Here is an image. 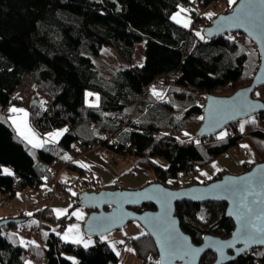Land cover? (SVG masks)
<instances>
[{"label":"trees","instance_id":"trees-1","mask_svg":"<svg viewBox=\"0 0 264 264\" xmlns=\"http://www.w3.org/2000/svg\"><path fill=\"white\" fill-rule=\"evenodd\" d=\"M186 1L0 0V166L14 173L4 174L0 168V198L10 199L19 190L42 185L56 160L66 166L75 164L85 181H96L90 170L63 158L89 152L93 142L127 154L137 165L151 170L154 180L170 187L178 186V175L196 173L242 142L258 154L248 162L250 166L264 160V112L255 124L247 123L243 132L239 120L227 125L223 129L228 136L223 140L216 134L198 138L196 133L180 140L175 134L184 129L196 132L205 95H228L250 83L259 63L253 40L241 32L208 38L203 28L209 19L197 26L201 39L195 30L173 20L178 5ZM196 1L209 6L215 0ZM141 40H145V59L139 65L133 60ZM103 45L115 47L128 65L101 80L96 59ZM153 86L164 99L152 94ZM88 89L98 93V106L86 103ZM16 104L28 107L30 123L38 133L61 126L67 131L58 142L34 147L8 120V109ZM129 117L132 124H123L121 119ZM156 157L165 164L155 161ZM187 181L201 183L196 178ZM144 207L154 205L135 208ZM176 214L195 243L205 234L228 237L234 229L225 202L179 201ZM37 215L22 212L16 216L23 221L0 225V264H27L29 258L46 264H120L102 236L85 248L49 231L50 223L62 221L68 214H42V245L23 239L25 246L15 228L22 224L37 227ZM137 237L133 244L144 258L141 264H157L155 239L148 233ZM215 259L216 254L209 250L200 262L212 264ZM226 264H264V247L244 251Z\"/></svg>","mask_w":264,"mask_h":264},{"label":"water","instance_id":"water-1","mask_svg":"<svg viewBox=\"0 0 264 264\" xmlns=\"http://www.w3.org/2000/svg\"><path fill=\"white\" fill-rule=\"evenodd\" d=\"M244 2L245 0H236L228 11L218 13L204 26L203 32L208 38L230 32H241L253 40L259 51V63L250 83L228 95L212 93L205 95L202 109L204 119L196 130L198 138L211 136L234 121L251 114L264 112V107H252V105H264V100L254 95L256 88L264 85V5H261L259 0H253L251 7L256 13V19L252 24L245 23V27H228L227 25L232 21L222 19L240 15ZM213 185L233 188L235 192H225L213 188ZM245 188H251L258 194L256 197L250 196L249 201L253 199L264 201V160L254 163L249 169L240 173L225 172L208 182L192 183L181 187H170L161 181H154L139 188L102 187L97 190H83L78 194V205L88 210L83 229L89 236L105 235L125 227L129 222L137 221L145 232L155 239L159 262L163 260L160 240L163 239L166 229H170L175 235L186 240L192 248L201 250L195 260H190L188 257L184 260L168 259L163 260V264H201L202 255L209 250L216 254V259L212 264H226L242 253H237L236 249L244 247L243 242L236 235L240 224L236 216L229 213L235 211L239 194H242ZM166 193L175 194L168 199L167 203L163 198ZM184 200L225 202L226 214L234 221V229L230 236L223 238L205 234L200 243H195L190 234L182 229L176 214L177 202ZM148 203L153 204L154 208L144 207L141 210L135 208ZM253 207L255 208L254 215L258 214L261 209H264V203H258ZM23 220V217L3 218L0 220V225L19 223ZM227 241L233 242L234 247H225V258L221 260L216 250V242ZM261 246L264 244H252L247 250Z\"/></svg>","mask_w":264,"mask_h":264},{"label":"rangeland","instance_id":"rangeland-1","mask_svg":"<svg viewBox=\"0 0 264 264\" xmlns=\"http://www.w3.org/2000/svg\"><path fill=\"white\" fill-rule=\"evenodd\" d=\"M190 1H191L192 7H187L185 5H183V7L190 10L188 12L189 13L188 15H190L189 18L191 20V24H193V20L194 21L199 20L200 26H202V24H205L209 21V18L206 15V13H215L217 11H221L222 9L226 8V6L228 5V2L226 0H215L209 6H202V5L198 4L197 1H195V2L193 0H190ZM204 15H205V17H204V23H203L202 18ZM214 16H212V18ZM195 32H198V30H195ZM144 47H145V40L139 41L137 44L135 57H134L136 63L140 62L141 59H143L145 57ZM127 65H128V63L125 62L120 57L116 48L113 46H109V45H103L102 46L99 57L96 59V67L99 70V73H100L99 78L101 80L107 79L110 75H112L114 73V71L116 69L121 68V67H125ZM87 93H93L95 95L88 96ZM257 93H259V95H257ZM96 95H98V93L96 91L89 90V89L86 90V103L91 105L93 102H95ZM254 95L257 97H260V98L261 97L264 98V85L258 86L254 92ZM98 104H99V102H98ZM203 104H204V102H203ZM16 105H18V104H16ZM13 106H15V105H13ZM13 106H11V107H13ZM22 106H25V105H22ZM11 107H9V109ZM25 107L27 108L28 115H29V109L27 106H25ZM9 109H8V111H9ZM253 118H255L257 121L259 118V115L256 114L255 117L249 116V117L241 118L239 120V124L243 121L251 120ZM245 126H246V124H245ZM63 129H66V127L61 126V127L55 128L53 130H63ZM222 131L227 132L226 129H223V130L219 131L218 133H216V135L219 137V135ZM53 132H56V131H53ZM186 133H187V135H186ZM175 134L180 140H182L184 138L194 137L195 131H192L189 129H184L182 131L175 132ZM46 137L48 139L49 135H47ZM242 145H247L248 147H242ZM92 150H94V151L99 150V147L93 148ZM92 150H90V151H92ZM109 155L110 156L102 157V160L104 161V163H101L100 161H96L97 163H94L88 156H84V154L73 156V159H76L79 156H83L82 158H85L86 162H81V163L83 165L89 166V167H85V168L91 169V167H93V168H96L97 171L98 170L101 171L102 179L99 177V175L96 172V177H99V180H100V183H98L100 186H104L106 183H109L110 186H108V187H116L117 185H119V186H122L125 188H139V187H142V186H144L150 182H154V178H155L154 173L142 165H135L136 163L134 161H131L133 159L130 158V156H128L127 154H122L123 157L121 159H117V160H115L113 158L112 153H110ZM257 157H258V154L253 149V147H251L250 144H248V143L242 142V143H240L239 146L230 147L225 152H223L219 156L215 157L214 159H212L207 164L199 167L198 170L196 171V173H194V171H193V172L187 173L186 175H183V174L180 175V177L178 179V182H179L178 186H175V187L190 185V184H187V182H188L187 180H190V179L195 180V178H196L198 181L203 183V182L210 181V179H208V176H211V178H213L219 173H221V174L224 172H229V173H234V174L240 173V171L242 172V169H244V167H245V162L253 161ZM73 159H69L68 163L73 161ZM155 161H157L161 164H165V162H166L159 157H156ZM242 161H243V163H241ZM55 163H57V164L53 165L51 175L49 176V185L47 182H44L42 184V188L40 190L41 192H44L45 189H47V187H48L47 192H46L48 202L45 204V207H43L37 211L38 215L42 219H43L42 214H44V213L46 215L51 214V212H50L51 205H53V203L55 201H56V203H55L54 207H56L58 204H61L62 207L64 206L66 208L64 202L70 201V204L72 203L73 196H71V194L74 191H78L80 188H82L84 186H86L87 188L99 189V185L96 183V181H92V182L85 181L84 175H83V178H81L79 176L71 177V178L63 176L62 171H63V169H65L66 165H64L62 163H58L57 160L55 161ZM214 164L216 167H213ZM217 169H220V170L217 171ZM71 170H75V169H71ZM77 172H79V171H77ZM203 173H207L208 176L203 175ZM78 174H80V172ZM83 182H84V186L82 185L80 187H77L78 184H80V183L83 184ZM195 183H198V182H195ZM72 186H74L73 187L74 189H72L73 191L70 192L69 189ZM24 193H26V191H23V190L19 191L20 198L23 200V198H25L24 197V195H25L26 198L29 199L27 194H24ZM65 196H66V200L63 201V198H65ZM1 198H4V196ZM9 200L10 199L7 198V202L5 203V205H0V212H2V215H3V212H5L7 214H11V206H10ZM77 200H78V197L75 198L76 202H77ZM16 209L18 210L17 214H19L20 208H16ZM67 209L68 208H66V210ZM8 212H10V213H8ZM14 217H18V216H14ZM65 219H66V221L67 220H69L70 222L73 221L70 218H65ZM51 224H52L53 231L55 233H62L63 234L67 230L66 229L67 227L62 228L60 226V220L53 221ZM68 227H69V225H68ZM49 231H52V230H49ZM37 234H39V233H37ZM24 240L28 241L26 239H24ZM84 240L85 241H93V236L87 235V238H85ZM28 242H31V241H28ZM125 242H129V241L125 240ZM115 247H116L117 251L119 252V254H121L120 258H121L122 264H141L139 260L138 261L136 260V250L132 244L127 243V245H125L123 250L119 249L118 243H115ZM127 249H133L134 251H128ZM29 261L31 262V264H42L41 261L33 260L30 258L27 260V262H29Z\"/></svg>","mask_w":264,"mask_h":264},{"label":"snow or ice","instance_id":"snow-or-ice-1","mask_svg":"<svg viewBox=\"0 0 264 264\" xmlns=\"http://www.w3.org/2000/svg\"><path fill=\"white\" fill-rule=\"evenodd\" d=\"M230 5L235 4L236 0H229ZM253 3V0H245L244 4L242 5L240 9V15H234L233 17H223L222 19L225 21H232L231 24L227 25L228 27H236V28H242L245 27V23L252 24L254 20L256 19V13L254 9L251 7ZM259 3L261 5H264V0H259ZM179 11L172 16V19L175 20L177 23H181L184 27H189L191 24V20L187 16H182L181 13H188L190 10L187 8H184L183 6H179ZM209 19L212 18V16L216 15L215 13H206ZM247 30V29H246ZM210 34V30H209ZM197 36H200L201 39L204 37L201 35L200 32L196 33ZM230 40L233 39V37H228ZM152 94L156 96L158 99H164V96L161 92L157 91L156 86L152 87ZM88 96H93L95 94L93 93H87ZM259 95V93H257ZM99 102V96L96 95V100L93 102L90 106H98ZM253 108L255 107H264V105H252ZM9 112L11 113H23V116L13 115L10 116L9 119L12 121L14 125L17 126L18 129H26L27 133L23 130L20 131V135L23 136L25 139L28 140L30 144H33L34 147H42L45 143L44 141H39L38 137L35 136V133L32 132L30 127L27 125V116L28 113L24 109L11 107L9 109ZM199 119H204V117H200ZM252 123L255 124V118L251 120L243 121L239 124V130L243 132L245 130V124ZM67 131V129L59 130L53 133H49V137L52 141H55L59 136L63 134V132ZM187 135V133H186ZM228 136V133L226 131H222L218 137V139L223 140L225 137ZM197 143H199L197 141ZM242 147H248L247 145H242ZM70 159V157H66ZM243 163V161L241 162ZM84 167H89L88 165H82ZM213 167H216L215 164ZM2 168V166H0ZM220 169H217L219 171ZM2 172L4 174L8 175H14V173L11 171V169L8 168H2ZM203 175L208 176L207 173H203ZM208 179H211V176H208ZM171 183V181H169ZM213 188L221 189L225 192H235V189L225 187L222 185H213ZM69 191H71L69 189ZM73 195H76V193H72ZM175 194L166 193L164 194V200L165 203L168 202V199ZM258 194L251 190V188H245L243 190L242 194H239V199L236 201V208L234 212H230V215H235L237 221L240 224V227L237 232V237L243 242L244 247L240 249H236L237 253L243 252L247 250V248L252 244H264V209H261V211L258 214H255V208L254 205L258 203H264V201H258L257 199H253L249 201V197H256ZM219 198V197H217ZM57 215H63L66 214V209H56L55 210ZM27 215H32V213H27ZM73 215H76L78 218H83L82 213H73ZM201 220L204 219L203 216L199 217ZM34 223H38L35 222ZM91 230V225L89 226ZM144 232H141L140 235H144ZM14 235V234H13ZM47 235V233H45ZM59 235V233H58ZM102 239H105L106 237H101ZM139 237H134V239H138ZM63 239L70 241L71 243L75 244H83L85 248L88 247L89 243L91 241H85L82 237V235L79 232V225H70L68 227V230L64 233ZM20 241L22 244L27 246V243L23 240V238H20ZM32 244H35V241L31 242ZM119 243H123V241H120ZM113 248H115V245H112ZM160 247L163 254V260L168 259H180L184 260L185 257H188L190 260H195L197 254L200 249H194L189 244H187L186 240L183 238L178 237L171 231L170 229L165 230V235L163 236V239L160 240ZM225 247H234V243L231 241L227 242H216V250L219 253L220 259H224V248ZM128 251H134L133 249H127ZM117 255L119 253L117 252ZM69 259H73L69 257ZM163 260L160 262H157V264H163ZM27 264H31V262H27Z\"/></svg>","mask_w":264,"mask_h":264},{"label":"crops","instance_id":"crops-1","mask_svg":"<svg viewBox=\"0 0 264 264\" xmlns=\"http://www.w3.org/2000/svg\"><path fill=\"white\" fill-rule=\"evenodd\" d=\"M227 2H228V5L227 6H229L230 5V3H229V0H226ZM221 2V1H220ZM218 4V3H217ZM233 5V4H232ZM179 6H183L182 4L181 5H179ZM226 6V7H227ZM231 8V7H230ZM179 11V8L173 13V15H175L177 12ZM221 12H226L225 11V8L224 9H222L221 11H217V12H215V14L217 15L218 13H221ZM189 13H181V15H183V16H187V17H190V15H188ZM172 15V16H173ZM215 15V16H216ZM214 16V17H215ZM190 29H192V30H198L197 29V26H193L192 24H190ZM138 44V43H137ZM137 44H136V48H137ZM256 47V46H255ZM136 48H135V52H136ZM144 51H145V47H144ZM142 52V51H141ZM259 52V51H258ZM134 57H135V53H134ZM144 59H145V57L143 58V59H141V63L140 62H138V63H136V61H135V59L133 60V63L134 64H139V65H141L143 62H144ZM257 97V96H256ZM260 98V97H259ZM262 98V97H261ZM263 100H264V98H262ZM85 101H86V92H85ZM203 106H204V104H203ZM13 107H16V108H20V109H24V110H26V112L28 113V110H27V108L25 107V106H22V105H15V106H13ZM133 113H135V109L133 110ZM133 113H132V115H133ZM256 114H258L259 115V113H255V114H251V115H249V116H252V115H256ZM13 115H18V116H23V113H16V114H14V113H10L9 115H8V120L11 122V124L13 125V127L15 128V130L17 131V133L20 135V131L21 130H23V131H25L26 133H27V130L26 129H18L17 128V126L16 125H14L13 123H12V121L9 119V117L10 116H13ZM248 116V117H249ZM201 117H203V112H202V114H201ZM240 120V119H239ZM255 121H256V119H255ZM201 122H202V120H201ZM201 124V123H200ZM27 125L30 127V129L32 130V132L33 133H35V136L36 137H38V139H39V141H44L45 143L43 144V146H46L47 144H50V143H55V142H58L59 141V139H60V137L62 136H59L55 141H52L51 139H50V137L47 139V135L49 134V133H53V131H59V130H51V131H48V132H46V133H43V134H41V133H38L35 129H34V127L32 126V124L30 123V121H29V115L27 116ZM200 126V125H199ZM198 126V127H199ZM66 127V126H65ZM198 129V128H197ZM196 129V130H197ZM64 133V132H63ZM196 133V132H195ZM218 133V132H217ZM23 137V136H22ZM23 139L24 140H26L27 142H28V140L27 139H25L24 137H23ZM29 143V142H28ZM31 145H33V144H31ZM42 146V147H43ZM101 151H98V150H96V151H94V150H92V151H89V152H87V153H85L84 154V156H88L94 163H97L96 161H100L101 163H104V161L102 160V157H106V156H110L109 155V153L107 152V151H105L104 149H102V148H99ZM248 153V152H247ZM66 157H70V159H73V157L72 156H68L67 154H65L64 155V157L63 158H66ZM83 156H79L78 158H76V159H73V163H75V162H77L78 164H77V166H80V167H83L84 169H87V168H85L84 166H82L83 164L81 163V162H86V159L85 158H82ZM131 161H134L135 163H136V161L133 159V160H131ZM258 162V161H257ZM256 163V162H255ZM135 165H137V164H135ZM249 166V167H248ZM251 166H250V163H248V161H247V163H245V167H244V169H242V172L243 171H245V170H247V169H249ZM71 169H75V170H71ZM88 170H90L93 174H94V177L96 178V183L98 184V183H100V180H99V177L102 179V177H101V171H97L96 170V168H93V167H91V169H88ZM78 171V169H77V167H76V165L74 164V165H70V166H65V169H63V171H62V175L63 176H66V177H69V178H71V177H77V176H79V177H81V178H83V174L82 173H80V174H78L79 172H77ZM96 172H97V174L99 175V177H96ZM190 172H192V171H189L188 173H190ZM241 172V171H240ZM225 173V172H224ZM180 175H182V174H180ZM180 175H178V179H179V177H180ZM83 180V179H82ZM154 181H158V180H154ZM45 182H47L48 183V185H49V178L47 179V181H45ZM126 184V183H125ZM84 186V182H83V184L82 183H80V184H78V186L77 187H80V186ZM99 185V184H98ZM108 186H110L109 185V183H106L104 186H100L99 185V188H102V187H107V188H116V187H122V186H119V185H115L116 187H108ZM74 186H72L71 188H70V192H72L73 190L72 189H74L73 188ZM41 188H42V185H40L39 187H27V188H25V189H22L23 191H26V193H24V194H27V196L29 197V199H27L26 198V196L24 195V197L25 198H23V200L20 198V196H19V191H21V190H19V191H17V193L15 194V196L14 197H12V198H10V200H9V203H10V206H11V214H7V213H5V212H3V215H2V212H0V218H2V217H6V218H9V216H16L17 215V213H18V210L16 209V208H20V211H19V213H22V212H24V213H34V212H37L38 210H40L41 208H43V207H45V204L48 202V200H47V189H48V187H47V189H45V191L44 192H41L40 190H41ZM125 188V187H124ZM83 190H95L94 188H87L86 186H84V187H82V188H80L78 191H74V193H76V195H73V194H71V196H73V200H72V203L70 204V201H66V202H64L65 203V206H66V208H68L67 209V212H66V214H68L69 216H67L66 218H70V219H72L73 221H72V223L70 224V225H79V232H80V234L82 235V237H83V239H85V238H87V234L85 233V231H84V229H83V222H84V220H85V218H86V216H87V212H88V210L86 209V208H83V207H81V206H79L78 205V200H77V202L75 201V198L76 197H78V194H79V192H81V191H83ZM96 190H97V188H96ZM79 198V197H78ZM64 200H66V196H65V198H63V201ZM55 203H56V201L53 203V205H51V210H50V212L53 214V215H55V216H58L57 215V213H56V209H66L64 206L62 207L61 206V204H58L56 207H54L55 206ZM73 203H76V205L74 206V207H72L73 206ZM71 207V208H70ZM77 212H79V213H82L83 214V218H78L76 215H73V213H77ZM8 213H10V212H8ZM63 215H65V214H63ZM63 215H59L58 217H61V216H63ZM69 225V226H70ZM60 226L63 228V227H67L66 229L68 230V225L67 226H64V225H62V222L60 221ZM39 225L37 226V227H29L28 225H25V224H22V225H20L19 227H17V228H15V231L22 237V238H24V239H26V240H28V241H35V244H37V245H42V236H41V228H40V230H39ZM49 230H52L53 231V228H52V224L50 223V228H49ZM66 230V231H67ZM54 232V231H53ZM141 232H144V233H146L145 232V230H144V228L137 222V221H132V222H129L125 227H123V228H121V229H116V230H113V231H111V232H109V233H107V234H105V235H101V236H103V237H106L104 240H106L107 242H109L110 243V245L112 246L113 244L115 245V243H118V247H119V249H124V247H125V245H127V243H130V244H132L133 246H134V244H133V238L134 237H137V236H139L140 235V233ZM37 233H39V234H37ZM58 234V233H57ZM59 235L63 238V235H64V233L62 234V233H59ZM127 238H131V240H129V242H125V240H127ZM120 241H123V243H119ZM96 242V236H93V241H91V243L89 244V245H92V244H94ZM113 247V246H112ZM261 247H264V246H261ZM135 248V247H134ZM254 248H256V247H254ZM114 249V251L117 253L118 251H117V249H116V247L115 248H113ZM253 249V248H252ZM251 250V249H250ZM119 253V252H118ZM119 256V262H120V264H122V262H121V258H120V256H121V254H119L118 255ZM138 256H140L137 252H136V260L138 261ZM142 257V256H141ZM30 259H33V258H30ZM33 260H35V259H33ZM41 263L42 264H46L45 263V260H43V261H41ZM140 263H142V262H140Z\"/></svg>","mask_w":264,"mask_h":264},{"label":"built area","instance_id":"built-area-1","mask_svg":"<svg viewBox=\"0 0 264 264\" xmlns=\"http://www.w3.org/2000/svg\"><path fill=\"white\" fill-rule=\"evenodd\" d=\"M193 1L195 2L196 0H193ZM183 5H185L187 7H192L190 0L189 1H186ZM199 24H200L199 20L198 21H194L193 20V24H192L193 26H198ZM252 116L255 117V115H252ZM121 120L123 121V124H132V120H131L130 117L128 119H126V120H124V119H121ZM135 125H138V123H136ZM91 147H92V149L93 148H98V147L101 148L102 147V149H104L105 151H107L109 154L112 153L113 154V158L115 160L121 159L123 157L122 154H120L118 152H115V151H113V150H111V149H109L107 147H103L99 142H93V143H91ZM6 202H7V197L0 198V205H5ZM38 219L40 221L41 220V217L38 216ZM71 223L72 222H70L69 220H67V221L64 220V224L65 225H70ZM129 240H130V238H127V241H129ZM138 260L140 262H144V258L141 257V256H138Z\"/></svg>","mask_w":264,"mask_h":264}]
</instances>
